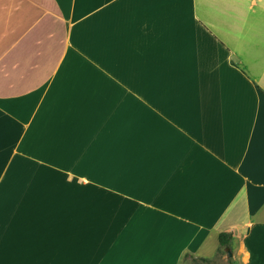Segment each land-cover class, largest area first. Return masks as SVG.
<instances>
[{
  "label": "crops",
  "instance_id": "obj_1",
  "mask_svg": "<svg viewBox=\"0 0 264 264\" xmlns=\"http://www.w3.org/2000/svg\"><path fill=\"white\" fill-rule=\"evenodd\" d=\"M0 187V264H264V0H0Z\"/></svg>",
  "mask_w": 264,
  "mask_h": 264
},
{
  "label": "rangeland",
  "instance_id": "obj_2",
  "mask_svg": "<svg viewBox=\"0 0 264 264\" xmlns=\"http://www.w3.org/2000/svg\"><path fill=\"white\" fill-rule=\"evenodd\" d=\"M0 198H20V188H18V187H14V188H12V187H10V188L0 187ZM225 253H226V256H227L228 255L227 250L224 252L223 249H221L219 251L216 259L212 260L210 263L196 262V263H193V264H226L224 259H223V262H221L219 260L220 256H223V258L225 257Z\"/></svg>",
  "mask_w": 264,
  "mask_h": 264
},
{
  "label": "trees",
  "instance_id": "obj_3",
  "mask_svg": "<svg viewBox=\"0 0 264 264\" xmlns=\"http://www.w3.org/2000/svg\"><path fill=\"white\" fill-rule=\"evenodd\" d=\"M233 239L232 233L223 232L218 235L219 246L223 251H226L230 246V242ZM201 262V263H210L211 261L204 258H192V263ZM231 260H229V264H231Z\"/></svg>",
  "mask_w": 264,
  "mask_h": 264
},
{
  "label": "water",
  "instance_id": "obj_4",
  "mask_svg": "<svg viewBox=\"0 0 264 264\" xmlns=\"http://www.w3.org/2000/svg\"><path fill=\"white\" fill-rule=\"evenodd\" d=\"M227 253H228V257H231L232 256V253L230 252V249L227 248Z\"/></svg>",
  "mask_w": 264,
  "mask_h": 264
}]
</instances>
